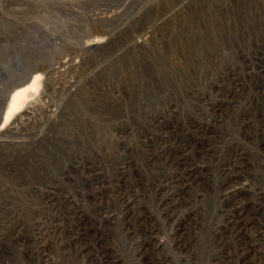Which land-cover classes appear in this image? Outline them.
<instances>
[{
    "label": "rangeland",
    "instance_id": "rangeland-1",
    "mask_svg": "<svg viewBox=\"0 0 264 264\" xmlns=\"http://www.w3.org/2000/svg\"><path fill=\"white\" fill-rule=\"evenodd\" d=\"M36 71L0 264H264V0H0V111Z\"/></svg>",
    "mask_w": 264,
    "mask_h": 264
},
{
    "label": "bare ground",
    "instance_id": "bare-ground-1",
    "mask_svg": "<svg viewBox=\"0 0 264 264\" xmlns=\"http://www.w3.org/2000/svg\"><path fill=\"white\" fill-rule=\"evenodd\" d=\"M41 80L42 74L36 71L32 75L19 80L17 85H15V87H13V89L6 94V102L4 103L3 109H1L0 111V117L3 118L0 123V131L2 129L4 130V128H6L5 132L9 133L11 131V128L7 127V123L10 122L12 117L16 114L17 117L16 119H14V121L18 118H21L22 116L30 115V111L34 108L32 102H35L33 96H36V93H38L39 87L41 85ZM44 86L47 87V83ZM44 93L45 92L43 91V94ZM12 122L13 121H11V123Z\"/></svg>",
    "mask_w": 264,
    "mask_h": 264
}]
</instances>
